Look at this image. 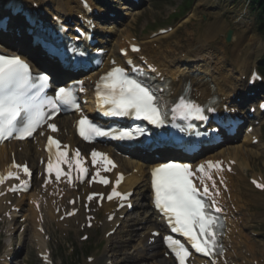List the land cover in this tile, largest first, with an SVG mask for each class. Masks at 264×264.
<instances>
[{"label": "snow or ice", "instance_id": "1", "mask_svg": "<svg viewBox=\"0 0 264 264\" xmlns=\"http://www.w3.org/2000/svg\"><path fill=\"white\" fill-rule=\"evenodd\" d=\"M132 51L138 52L139 49L133 46ZM134 70L139 71V69ZM258 78V74L253 73V81ZM36 79L39 84L33 82L29 65L20 57L0 55V140L31 137L37 128L52 117L53 113L59 111L58 104L78 108L71 89L60 87L55 91L54 98H50L44 94L49 77L39 75ZM101 85L97 86V96L107 115L141 119L156 127L166 124L169 113L162 110L157 93L144 83L132 78L125 69L114 67L101 78ZM46 107L49 109L48 112L44 110ZM260 107L264 108V104ZM214 110V107L207 108L208 112ZM170 112L173 120L177 118L184 121L207 120L205 108L188 98L187 94L179 97L178 102L170 108ZM48 127L52 131L57 130L55 124H49ZM144 131L143 128L136 130L139 135H143ZM79 134L85 140H89L92 136L114 135L112 132L101 129L87 117L79 120ZM118 138L132 139L133 135L131 132L120 131ZM53 146H55V163L50 159L47 170L50 174L55 171L56 179L59 180L60 165L64 163L68 153L61 151L60 143L49 137L50 154H53ZM74 155L79 157V151ZM98 156L102 157L103 154L93 151V164ZM103 158L106 159V157ZM13 167H22L26 175H31L26 165L13 164ZM208 167L218 168L219 166L209 164ZM80 171L86 170L81 168ZM197 172L205 173L204 166H200ZM193 175L187 164L167 163L156 168L152 172L155 206L167 217L171 226L170 230L182 235L197 252L207 257L221 255L223 250L218 240L220 235L218 230L223 225L218 214L222 212V209L214 199L219 195V191L215 190V182L212 183L211 189L203 180L200 182L201 187H197L191 179ZM8 177L19 179V177H13L11 172L8 173ZM207 178L211 180V176ZM3 179L4 177L0 176V182H3ZM101 183L107 184L108 181L102 180ZM253 183L257 188L264 190V184H258L255 181ZM113 195L119 196L120 193L114 190ZM209 197L212 199H208ZM108 198L112 199V196ZM123 198L126 199V197ZM164 239L179 264H185L190 255L188 248L172 236H166Z\"/></svg>", "mask_w": 264, "mask_h": 264}, {"label": "bare ground", "instance_id": "2", "mask_svg": "<svg viewBox=\"0 0 264 264\" xmlns=\"http://www.w3.org/2000/svg\"><path fill=\"white\" fill-rule=\"evenodd\" d=\"M76 0H74V3L76 4ZM62 7V5H61ZM69 10L66 11V13H68ZM135 11H133L132 13H125V15H132ZM119 24H121V22L119 21ZM118 24V25H119ZM215 29L214 28H207V32H208V36L210 37H215L218 33L213 32ZM209 39V38H207ZM243 39V35H241L240 39L238 37L233 38L234 44H233V49H232V53H236L237 50L240 49V41ZM208 41V40H205ZM201 47V50H199L198 48ZM198 47L197 51H195L193 48L189 50H185V55L187 57H190V59L188 60V64H190L189 66L187 65L186 68L181 69L182 68V63L183 61H177V59H172L170 58V56L172 55L171 50H164V56L161 57H152L150 54L153 53V51L148 48L147 46L142 50V54L148 58L149 60L155 62L158 66L165 68L167 73H168V78L169 81L171 82V86H179L180 84H182L185 80L190 82L191 87V92L192 93H196L199 94L200 97H204V98H211V97H220L219 94H223L226 95L227 93V89L229 86H231V82L235 79V74L232 72V70L230 69L229 71L225 72L221 67L222 65L218 62H215L213 59V52L214 51H208L205 53V50H207L208 48H204L206 47V44L203 42L202 46ZM9 51L13 50V45L8 43L7 47H6ZM204 48V49H203ZM1 49V48H0ZM5 50V49H3ZM34 53H30V55H33ZM36 55V54H34ZM176 55V54H175ZM237 55V54H236ZM182 60V59H181ZM238 60V59H237ZM211 62V63H210ZM243 62L246 63L245 60H243ZM216 63V64H215ZM34 65L38 66L39 65V61L36 60L34 61ZM238 64H234L232 66H237ZM245 66V64H244ZM71 80H75V79H71ZM71 119L68 118H61L57 120V125H58V131H57V137L58 139L61 141L62 144H66V145H70L73 146L74 145V138L72 136V128H71ZM245 139V138H244ZM248 140V141H246ZM245 143L246 144H250V139H246ZM242 144V145H238V146H230L227 147L229 148L226 151V156L224 157V159L226 160H233V162L235 163V166L233 168V172H235V177H239L236 178V183L234 185V177L233 175H229L227 176V189H228V194L230 197V201L231 203L236 206L237 208V213L234 215L236 218L235 220H232L231 223L229 221V226H228V236L224 238V244L225 246L228 248V246L231 245V249H229L227 258L229 261L234 262L235 264H237V259H243V260H247L244 259L243 255H242V249L243 247L246 248V244H245V236L243 235V232L241 231V226H243L241 223H239V219L243 218L244 216L241 215V210L242 207L245 206V204H242L243 206L239 205L240 200V196H241V192H240V185L239 182L241 181V175H240V171H236V168L238 167V164L241 163V165L243 164L245 167L248 166V164L246 163V161H241L239 162V159L237 158L236 154L238 153H243L244 150H246V145ZM18 146H23L24 150H22V153L19 154L18 152H16V146H10L9 147V155L8 156H3L1 155V159H0V171L3 170V166H5L6 164L8 165L10 163V161L12 160L11 158L13 157V159L17 160L20 159L21 162H23V160H28L30 161V167L33 169H38L37 168V160L36 162H33V158L35 157H42L41 154V150L38 151V147L37 146H33L31 144H22V145H18ZM41 146V142H39V147ZM232 151L233 155L230 154V152ZM40 152V153H38ZM220 151L219 153H217L214 157H219V158H223V153ZM12 154V157H10V155ZM23 159V160H22ZM122 164L126 167V168H122V170H124V172L127 174V169L131 170V168L133 167H137V166H133L131 164H129L130 162H125V161H121ZM236 162H238V164H236ZM128 167V168H127ZM144 167V166H143ZM146 167V166H145ZM136 175L130 174L127 177V180L125 181V188L127 189H132L134 186L136 187L137 185H140V182L142 180L145 179V173L146 171H142L141 169L137 171ZM139 188V186L136 188V190ZM51 191V198L56 200L57 197L54 195L56 192L55 188H48ZM138 191V190H137ZM58 195H60L61 193L58 192ZM78 195V193H68L66 197H71V196H76ZM22 198V197H21ZM64 200V199H63ZM59 201V203L61 204L62 201ZM255 200V199H254ZM252 202H254L252 200ZM17 203L19 204L20 201L18 200ZM227 205L230 207L231 204H229V202H226ZM249 204V202H248ZM139 206V210L136 212V214H134V216L136 218L132 219L129 223H125L123 224V227L120 229V231H116L117 234L116 236L119 237L118 239L113 238V236L109 237L108 239L105 240V246L101 252V255L97 258L94 259V263H97L99 259H102L104 262H107L109 260H111V256H110V251L116 252L117 248H122L123 253H120V256L118 258V256H115V261H112L111 264H139L138 262V258H140V262L142 264H173L170 260H166L164 258H162L161 260H157L159 257H161V255L163 254L162 248H161V244L160 241L157 242V240L154 242L155 246H147V241L150 238V232L152 230V228L157 227L158 225L155 223V219H152V217L150 216L149 218H147V221L149 223V226L147 227V231L142 232L138 235V233L136 232L138 228H135L134 225L137 223H142L144 222V219H146V214L143 218H141V216L139 215V211L143 208V204H138ZM103 207H105V210H109V212H111L112 208L110 209L109 205H104ZM44 213H45V220L48 219H52L55 220L57 217H54L52 214V211L48 209V202L45 208H43ZM3 206L0 202V212H3ZM30 216L32 219H34V213L32 212V210L29 208L28 209ZM97 212V211H96ZM119 214V213H118ZM117 216V214H116ZM138 217V218H137ZM78 219L80 220V222H83V216H77L76 218L72 219V221L70 222V220L66 221V223L70 224V229L72 231H78V228H74V223L77 222L79 223ZM76 220V221H74ZM119 220L116 217L114 219V221L112 223H106L105 221H102V225L101 228H107L110 227L108 230H110L113 226L114 223H117ZM245 221H243L244 223ZM127 225V226H126ZM13 225L9 224L6 226V233L11 234L14 230L11 229ZM14 227V226H13ZM127 228V230H124V228ZM46 228L44 227V230ZM115 232V233H116ZM242 232V233H241ZM114 233V234H115ZM35 234V238H37V234L34 231ZM123 236L127 237V240H123L121 239ZM137 237H139L137 239ZM39 238V236H38ZM131 238V239H130ZM130 240V243H134L132 245V249L133 252H129L127 251L131 245L128 242ZM7 246L10 247L11 244L10 242H6ZM152 249L151 253H147L145 254V251L147 250V252L149 251V249ZM118 250V249H117ZM143 260H147V263H145Z\"/></svg>", "mask_w": 264, "mask_h": 264}, {"label": "rangeland", "instance_id": "3", "mask_svg": "<svg viewBox=\"0 0 264 264\" xmlns=\"http://www.w3.org/2000/svg\"><path fill=\"white\" fill-rule=\"evenodd\" d=\"M64 1L66 2V0H53V3L55 4L54 6H57L56 4H62ZM71 1L72 0H69L70 3ZM184 2L186 3V0H144L139 6L133 9L137 11L136 16H134V21L131 23H129V21L127 22L129 26L126 30L133 35L142 32V38H147L148 40L149 34L153 31L160 28L171 27L172 30L169 33L161 35L163 37L165 36V38H162L164 41L160 43L157 42L158 44H156V46H161L162 50H171L173 55H175L177 51H185L188 48H198L200 42H204L206 44L204 48L214 51V61L220 63L225 72L233 69L234 72L237 73L230 62V56L236 58L234 53L232 54L234 42L232 41L229 45H226L224 41L226 32L232 31L233 38L238 37L240 39L241 35H243V39L240 41L241 47L237 51V58L241 60L235 63L241 65V61L249 59V62L253 64V66L258 65L261 67L260 64L264 65L262 54L264 37L257 30V12L251 9V5H247L248 7H246L245 0H193L189 10L183 11L182 9V13L179 16L172 17L168 20L167 18L172 14V11L178 9ZM124 20H126V17ZM209 27L214 28L215 30L213 32L218 33L213 38L208 36L207 28ZM197 50L198 49L195 51ZM199 50H201V48ZM245 51H248L250 57L243 54ZM245 160H247L246 163L248 164V169H250L246 175L247 178L249 174L252 175L258 172L264 175V137L260 148L251 154H247L243 161L245 162ZM236 164H238V162H236ZM236 171H240V175L242 176L241 172L245 171V166L239 163ZM244 189V197L253 198L251 189L246 181H244ZM254 197L255 199L263 200L262 205L259 204L255 210H251L252 213L250 214L251 216L254 215V217L249 216V219H251L250 222H248V227L259 233L257 250L263 253L264 257V195ZM256 213L258 216H255ZM239 220V223L245 221L243 218ZM118 238L119 237H117V239ZM123 238L124 237H122V239ZM70 241L73 243V248H77L80 254L82 251H85V244H78L75 237L70 235ZM96 241L97 236L95 235L90 242L91 251L94 248V244L97 243ZM133 244L134 243H130L131 246ZM117 249L116 252H110L112 261H115V256H118V258L121 257L120 253L124 251L122 248ZM101 250L102 246L98 252H92L91 256H98ZM127 251L133 252V249L130 247ZM21 256L31 261L32 264H36L33 254L28 249H25V254ZM79 262L80 264H84L85 261L79 258ZM19 264H21V262H19Z\"/></svg>", "mask_w": 264, "mask_h": 264}, {"label": "trees", "instance_id": "4", "mask_svg": "<svg viewBox=\"0 0 264 264\" xmlns=\"http://www.w3.org/2000/svg\"><path fill=\"white\" fill-rule=\"evenodd\" d=\"M254 4H257V7L260 9L261 16L264 17V0H253Z\"/></svg>", "mask_w": 264, "mask_h": 264}]
</instances>
